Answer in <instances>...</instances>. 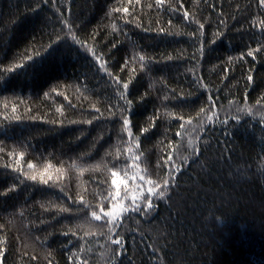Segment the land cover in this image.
I'll list each match as a JSON object with an SVG mask.
<instances>
[{
    "label": "trees",
    "instance_id": "trees-1",
    "mask_svg": "<svg viewBox=\"0 0 264 264\" xmlns=\"http://www.w3.org/2000/svg\"><path fill=\"white\" fill-rule=\"evenodd\" d=\"M64 20L85 45L68 38L43 51L54 30L67 32ZM262 22L260 0H0V192L15 185L0 196V264H73L72 253L86 264H117L109 240L117 232L124 264H264V58L247 56L264 48ZM89 47L122 82L131 74L127 115L139 151L127 132L118 135L111 112L123 101ZM25 49L34 61L21 59ZM169 169L180 188L154 213H126L111 232L102 214L91 217L87 205L110 206L113 179L124 181L123 197L140 175L167 179ZM82 207L89 214L77 218ZM69 228L76 236L63 234Z\"/></svg>",
    "mask_w": 264,
    "mask_h": 264
},
{
    "label": "snow or ice",
    "instance_id": "snow-or-ice-1",
    "mask_svg": "<svg viewBox=\"0 0 264 264\" xmlns=\"http://www.w3.org/2000/svg\"><path fill=\"white\" fill-rule=\"evenodd\" d=\"M41 0H35V3L37 5V7L39 6ZM44 2H48V0H44ZM261 4L264 5V0H260ZM129 3H132V0H129ZM136 3H139V0H136ZM165 3V0H156V5L157 6H162ZM169 7H171V5H169ZM123 11L124 13H128L129 9L128 7H123L122 9L119 7H115L112 9L113 12H120ZM174 11L176 9H173ZM33 11H35V8L33 9ZM108 15H111V13H108ZM184 16L187 17L188 13L185 12ZM126 22H130V21H126ZM62 23L67 27V32H63V29H61L60 32H56L55 30L53 31L52 34L49 35L48 39L50 41V43L48 44H43L41 43L40 48L43 49V51H48L49 48H52L53 45L57 44L58 41H64L66 42V40L68 38H70L72 40L73 43H77V44H81L82 46L85 45V42L83 40H81L74 32H73V28L72 25L64 20L62 21ZM264 23V22H262ZM138 27L140 26L139 24L137 25ZM113 30H115L116 25L113 24L112 25ZM204 28V24L200 23L199 24V29H203ZM147 30V29H146ZM160 31H165V29L161 28ZM61 32H63V35L61 34ZM193 35H195V33H193ZM214 35H219L218 33H214ZM53 36L55 37L53 39ZM215 41H213L214 43ZM115 46V45H113ZM88 52H91L93 54V56H95L96 60L99 62L100 64V70H103L107 73L108 77L113 81L115 87V92L118 95L119 100L123 101V104L119 106L118 109V113L117 112H111V109L109 110L111 112V115L113 118H117L118 122H120V133L118 134L121 138V140H123V133L127 132L129 137H133L135 139L136 143V147L137 150L139 151V141H140V137L139 136H134L132 128L135 127V125L133 124V122L129 119V116L127 115V113H130L133 109L134 106V99L133 98H129L130 93H129V85L132 83V77L131 74L129 75V79L126 82H122L120 77L118 75H114L112 72L108 71V67H107V61H104L103 58L101 56H97L95 49L94 48H87ZM201 54H203V46L200 49ZM260 53L262 58H264V48H257V49H250L247 52V56L252 57L254 60L256 59V54ZM21 55V59L23 61H34V56L32 54H29L27 49H25L24 53L20 54ZM41 55V51L40 50H35V56H40ZM133 59H135V57H133ZM139 61L141 62V68L144 69L146 67H148L147 65H145L143 62L145 61V56L144 55H140L138 57ZM168 59H172V57H168ZM242 59V57H241ZM128 61H125V65H127ZM26 63H17L14 65V67H9L4 69L5 72H13L16 70H20L25 68ZM150 70V69H149ZM121 72L124 71L123 68L120 69ZM252 69H249V72H251ZM0 75H2V73H0ZM246 80L251 83L253 82V76L251 74H248L246 76ZM197 84H199V80H197ZM45 95H48V93H45ZM141 100H143V96H141L140 98ZM165 99H168V97H165ZM261 100H264V96L260 97ZM209 100H211V97H209ZM210 110V109H209ZM238 111H241V109H237ZM13 111H15V107L13 108ZM57 111H60V109H57ZM97 112H99L100 110L97 109ZM206 112L204 107H201L199 109V112L197 113V115H201L204 114ZM215 115V114H213ZM157 117H151L149 118L148 123H150L152 126H154V120ZM94 119H99V117H94ZM177 119L179 120H183V116H179L177 117ZM207 119L209 121L212 120V116H208ZM87 124L91 125L93 123L92 120H88L86 121ZM187 123H191V120H188ZM221 123H227V121H222ZM180 128L183 129L185 127V125L183 123H181ZM150 129L148 127L143 128V132L147 133ZM177 136L181 135L180 132L176 133ZM131 150V149H129ZM4 149L0 148V152H3ZM196 153V157H199V153H200V149L196 148L195 150ZM9 156L13 155L12 152L8 153ZM23 152L20 153V157L21 159L23 158ZM136 160H139L140 157L136 156L135 157ZM173 158L172 156H168L167 161H165V163H168V161H171ZM184 161H182L183 163ZM203 166V165H202ZM7 167V166H6ZM34 166L33 164L29 163L28 164V168L32 169ZM49 167H51L49 165ZM17 169L14 167L13 171H16ZM174 171L175 172H180V165H175L174 167ZM45 172H47V169L45 170ZM116 173H113V176H115ZM52 176L51 175H47V178H45L44 174L40 175V183L44 184V185H49V181L52 180ZM17 180H19V177H16ZM27 179H30L32 181H36L37 180V176L36 175H30L27 176ZM140 181H142V184L139 186L134 187V189L131 190V193H129V191H125L123 197H121V193L119 191V186L121 184H124V181L122 180H117V179H113L112 180V184L117 186V191L115 192V195H109L107 197L108 200V204L110 206H108V209L105 210V204L101 203L99 206V212H97L96 208L92 205H87L88 208L91 209L90 211V215L91 217L96 220L99 221L101 220L102 216L105 218L106 223L111 224V227L108 229L109 232H111L114 228L118 227V224L116 223L119 218L126 214V213H141L143 215H150L151 213H154L158 207L157 205V201L158 200H163L165 197H167L168 200L172 199V196L170 195V193H175L177 190H179L180 188V184L179 182L176 181L175 176L173 175V170L169 169L168 171V178L167 179H162V180H154L152 178H146L145 175H140L139 176ZM19 182L21 184L24 183L23 180H19ZM146 185V187H145ZM49 187H53V185H49ZM11 191H15V185L11 188L8 189V192ZM8 192H0V196H6L8 194ZM221 195L225 198L228 199L230 198V193L225 196L224 193H221ZM70 198V197H69ZM127 200L128 204L126 205L124 203V201ZM79 202L81 203V205L85 204L84 198L80 197L79 198ZM68 211L67 208H61L60 212H66ZM83 213L84 217L86 218L88 216V212L82 207L79 212L77 213V218H79L80 213ZM81 225H77V227H80ZM69 233H71L72 236H76V232L73 231L71 228L68 229V231L63 232V234L65 236L69 235ZM116 239H112L111 236L109 237V240L111 241L112 244L117 246V249L114 250V255L117 256V264H124V261H121L118 259V256L120 254L123 253L124 251V243H123V236L121 233L117 232L116 233ZM66 246V245H65ZM80 251H84L83 246L80 247ZM0 255H3V252L0 251ZM69 260H71L73 262V264H86V261H79L76 254L72 253L69 256ZM49 264H51V261H49ZM128 264H133V262L131 260L128 261Z\"/></svg>",
    "mask_w": 264,
    "mask_h": 264
}]
</instances>
